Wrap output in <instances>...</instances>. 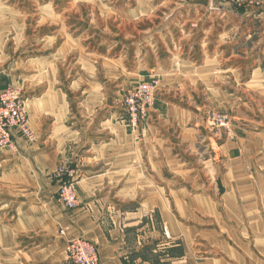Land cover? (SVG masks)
Here are the masks:
<instances>
[{"label":"crops","instance_id":"obj_1","mask_svg":"<svg viewBox=\"0 0 264 264\" xmlns=\"http://www.w3.org/2000/svg\"><path fill=\"white\" fill-rule=\"evenodd\" d=\"M217 6L172 7L156 28L172 31L158 30L152 41L170 52L162 46L148 57L141 48L133 69L88 41L78 48L83 37L65 35L46 52L57 32L17 55L0 34V91L22 88L37 136L29 142L15 132L18 150L0 149V236L14 252L0 264H71L66 246L76 237L97 244L104 264H264V196L257 195L264 184L237 163L239 135H212L206 126L208 110L233 111L240 76L264 86V4ZM155 58L163 63L150 66L158 96L133 133L123 98L144 79L142 62ZM210 147L226 165H210ZM62 166L75 172L73 210L56 195Z\"/></svg>","mask_w":264,"mask_h":264},{"label":"rangeland","instance_id":"obj_2","mask_svg":"<svg viewBox=\"0 0 264 264\" xmlns=\"http://www.w3.org/2000/svg\"><path fill=\"white\" fill-rule=\"evenodd\" d=\"M186 1L187 0H0V34L2 33L4 35L3 38L6 39V47H10L9 52L16 51L17 55L23 53L24 49L27 47H37L39 43H44L45 41L42 42L41 39L54 37L57 32H60L57 41L51 39L43 44V46L46 45L43 48V50L47 48V51L45 50L46 52H51L56 47L57 43L60 44L61 40L63 41V39H65V35L69 34L71 36L83 37L82 41L79 42L78 48L81 49V45L88 41L93 50L106 52L113 58L121 56L126 67L133 69L136 64L140 63L139 61L137 62V58L138 55H140V57L142 55L141 48H145L144 52H147L148 57H156L157 53L154 50L157 51V49L159 47L162 48V46L163 49L159 51L160 53L164 55L170 52V50L166 52L167 44L157 45L152 43L155 39L153 34L157 35L158 30L162 32H171L172 30L164 27L160 29L156 28L159 27V25H166L172 18V7L179 8ZM210 2L213 8L218 7L217 3L219 2L229 3L232 6L238 7L262 6L264 4V0H210ZM138 6L140 9L136 11ZM157 7L159 9H157ZM180 18H183V14L180 15ZM183 31L182 28H179L177 30L178 35L176 36H183ZM165 35H167V33ZM142 41H148V43H145L143 45L144 47H142ZM168 47L172 48L171 52H178L182 46L174 44L170 40ZM156 59L157 58H155L152 63L147 60L142 62L145 66L143 71L144 73L146 72L144 79L129 89L123 98L127 125L133 133L140 132L144 127L158 96L160 77L156 72L151 74L150 66L154 63L155 65L163 63ZM164 63L167 64L166 61H164ZM172 63L178 65L179 61H173ZM246 79V75L240 76L238 79L240 86L238 87L239 92H237V103L235 104V101L233 102V111H228L226 109L208 110L206 115V126L209 134L212 135L219 132L223 133L226 137L232 138V136L237 133L240 137L239 145L242 148V152H244V156H241L240 161L237 163L251 166L253 180L264 184V86L260 87L253 85L251 87V85H247L248 82H245ZM145 86H153L154 103L152 106L147 107L145 118L142 119L138 126L133 127L129 122L126 103L132 96L140 95L141 87ZM9 87L15 88L20 93L25 103L22 88L18 85L7 86V88ZM4 90L0 91V93ZM141 97H143V95L139 98ZM30 129L32 130L31 126ZM32 132L35 134L33 130ZM22 136L26 138L24 135ZM16 147L17 151V143ZM209 153L212 155L209 156V163L211 166H215L216 164L226 165V157H220V155L217 157V155L214 154L213 147H210ZM211 162L213 164H211ZM61 168L64 167L62 166L57 169L56 176ZM211 176H215V174H210L209 177ZM65 177L66 175H64L63 178ZM56 195L58 200L62 203L58 196V189ZM257 195L264 196V187L257 189ZM65 208L67 207L65 206ZM76 238H84L92 242L86 237ZM69 243L66 246V251ZM92 243L98 248L97 244L94 242ZM6 249L7 237L0 236V260H8L9 256L14 255V252L10 255ZM10 259H12V257H10ZM101 263L104 264L102 261Z\"/></svg>","mask_w":264,"mask_h":264},{"label":"built area","instance_id":"obj_3","mask_svg":"<svg viewBox=\"0 0 264 264\" xmlns=\"http://www.w3.org/2000/svg\"><path fill=\"white\" fill-rule=\"evenodd\" d=\"M153 86L141 87L140 95L127 100L126 107L129 122L133 127L145 118L147 107L154 103ZM139 98L140 96H142ZM15 132H20L30 142L36 139L30 129L28 117L24 109V101L15 88H7L0 93V149L7 148L16 151ZM66 175V178H63ZM57 176L61 179L58 196L69 209H76L80 205V198L75 185V172L61 168ZM71 264H102L98 248L89 240L76 238L70 241L67 248Z\"/></svg>","mask_w":264,"mask_h":264}]
</instances>
